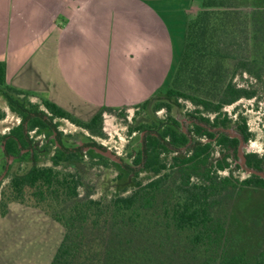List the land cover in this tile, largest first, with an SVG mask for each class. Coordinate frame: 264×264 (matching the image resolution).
<instances>
[{"label":"trees","instance_id":"1","mask_svg":"<svg viewBox=\"0 0 264 264\" xmlns=\"http://www.w3.org/2000/svg\"><path fill=\"white\" fill-rule=\"evenodd\" d=\"M199 1L201 10L187 25L183 52L169 75L170 88L140 107H169L159 98L164 94L167 101L184 98L200 114L220 115L225 105L254 96L255 92L237 87L233 79L238 72L259 78L264 72V0ZM0 96L22 121L10 136L0 135L1 144L6 140L4 154L14 156L19 154V144L26 145L24 124L31 131L47 129L46 118L68 120L102 137L104 115L119 112L120 116L122 111L102 107L83 121L48 99L34 104L30 101L33 93L8 84L3 61ZM4 118L0 108V121ZM135 130L138 127L130 128V132ZM242 131H248L245 122ZM164 134L176 137L172 130ZM219 142L226 145L231 140L222 137ZM159 146L156 139H149L145 168L150 175L145 181H136L126 195L122 189L99 198L93 197L78 167L84 161L76 153L58 149L51 165H41L38 154L33 163L29 154L17 156L15 166L29 164L22 171L15 167L17 171L2 188L1 214H7L11 203L33 200L64 228L50 264H264V210L250 218V208L240 205L243 198L246 202L264 196V179L252 176L239 182L219 177L210 144L199 145L190 157L176 159L171 166L160 159ZM93 157L97 161H92V167L116 166L95 152ZM251 160L260 164L264 158L255 155ZM217 166L226 168V159Z\"/></svg>","mask_w":264,"mask_h":264},{"label":"crops","instance_id":"2","mask_svg":"<svg viewBox=\"0 0 264 264\" xmlns=\"http://www.w3.org/2000/svg\"><path fill=\"white\" fill-rule=\"evenodd\" d=\"M200 10L199 0H0V61L8 84L72 114L141 104L168 85ZM44 263L32 242L0 239V264Z\"/></svg>","mask_w":264,"mask_h":264},{"label":"rangeland","instance_id":"3","mask_svg":"<svg viewBox=\"0 0 264 264\" xmlns=\"http://www.w3.org/2000/svg\"><path fill=\"white\" fill-rule=\"evenodd\" d=\"M253 8L250 4L249 9ZM183 51H175L176 62L180 59ZM233 83L237 87L246 89L248 91L255 92L252 98L243 97L237 102L231 105H225L223 107L222 113L235 118V115L242 116L246 120L247 128L253 137L251 139L250 147L248 150L257 153L258 155L264 154V72L261 77L251 76L248 73L238 72L233 79ZM170 85H166L161 90L163 93L169 89ZM162 101L169 103L172 106V116L179 118L180 121H184L186 113L198 109L197 106L184 98L179 101H167L165 95L161 96ZM30 101L34 104H40V99L30 97ZM152 105H149L147 111L142 108L139 109L140 104L130 105L121 107V115L119 112L107 113L103 118V134L104 136H93L87 130L80 128L79 126L71 123L68 120H58L55 123L58 125V129L63 135L71 136V141L78 142H91V140L98 143L112 152L120 155L126 161H129L126 153L130 152L132 149H139L140 144L143 142L141 140L142 134L140 133H129V126L135 125L138 121L142 119H149L152 117ZM0 108L5 112V118L0 121V133L8 132L11 127L19 124L20 118L13 113L9 107L7 101L0 96ZM40 109L44 108L41 106ZM77 117L83 121H88L95 114V109H77V113L73 112ZM205 115L209 113L204 112ZM212 116V115H211ZM158 118L165 117V112H160L157 115ZM144 136V135H143ZM39 141L44 142V137H38ZM91 139V140H90ZM4 158L0 157V164L4 163ZM10 162V159H9ZM43 165H51L47 158L41 160ZM84 171L86 176V183L88 187L93 189V197L99 198L103 194H109L115 192L114 189H108L112 179L115 177L116 169L112 165L108 167L93 166L92 162L86 160V162H81L78 165ZM142 178L146 177L145 173H142ZM8 180H4L2 187H0V192L2 188L7 184ZM86 191V190H85ZM80 192H84L80 190ZM129 192V191H128ZM126 192L125 195L128 193ZM260 197V196H257ZM33 200H29L27 204L11 203L8 206L12 208V213L9 220L2 219L0 224V239L7 238L16 241H29L33 243V250L39 251L44 254V261L49 260V263L53 259L54 254L58 246L60 245L63 236L64 228L49 217L42 208L36 207ZM246 204L245 208H250L252 212L250 218L253 217V213L258 214L264 210V196L260 198H251L245 202V198L240 203L242 206ZM262 213V212H261ZM1 214V211H0ZM6 214V215H7ZM2 215V214H1ZM6 215H2L3 217ZM246 214L242 215L245 218ZM249 218V219H250ZM10 221V222H9ZM46 264V263H44Z\"/></svg>","mask_w":264,"mask_h":264},{"label":"flooded vegetation","instance_id":"4","mask_svg":"<svg viewBox=\"0 0 264 264\" xmlns=\"http://www.w3.org/2000/svg\"><path fill=\"white\" fill-rule=\"evenodd\" d=\"M179 100L181 99L177 101ZM138 108L147 111L149 106ZM151 110V118L142 119L135 125L129 126V133L134 134L138 132L142 134L141 140L143 141L139 149H132L130 152L126 153L129 161H126V159L112 152L110 149L98 145V143L91 139V142L87 141L82 143L71 141V136L63 135V133L59 131L58 125L55 123L56 120L52 121L49 118H46L48 124L47 129L35 128L34 130L28 131L27 124H24L25 135L27 136L26 145L23 146L19 144L18 147L20 151L17 156L21 157L25 154H29V158L33 163L34 155L38 154V162L43 165L41 160L47 158L51 163V157L54 156L56 150L59 149L66 153H76L85 162L86 160L92 162L97 161V159L93 157L94 152L97 153L94 150L95 147L103 150H110L120 160V162L111 160L116 164V166L112 164L116 171L115 177L112 179L113 181L109 184L107 190L114 189L115 192L122 189H126L128 192L135 185L136 181H145L147 177H149L150 172L147 171L145 165L147 162V145L151 137L159 142L160 146L158 149L160 151V159L168 166H171L176 159L179 160L190 157L194 149L199 145L210 144L213 148L211 155L215 165L214 168L217 169L219 177H232L239 180V182H244L250 180L252 176L260 177L252 173L251 170L264 171V161L258 164L251 160V157L255 155L262 159L264 158V154L258 155L248 150L253 135L250 133L249 129L247 132L242 131L244 122L245 125L247 123L244 117L235 115V118L232 119V117L225 113H221L220 115H205L196 112L194 109V111L185 114L184 121H180L179 118L172 116L171 105L169 107L163 106L161 108H155V104H153ZM160 112H165V117L158 118L157 115H159ZM201 116L208 118L209 121L202 119ZM21 122L20 119L18 125L11 127L7 133H0V135L10 136L11 130L19 126ZM143 125L145 127L141 129ZM131 127H138V130L130 132ZM167 130H172L176 134L175 139H173L171 134H164ZM41 136L44 137V142L36 139ZM222 137L228 138L231 142H226V145L221 144L219 141ZM5 141L6 140H3V143H0V157L4 158L5 161L0 164V187H2L4 180H8L9 182L12 174L17 171L15 167H19V171H22L29 164L28 161H25L20 166H15L17 164V156L4 154ZM224 158L226 159L227 167L221 170L218 168L217 163ZM101 166L105 167L103 165H100V167ZM142 173H145L146 177H140ZM119 177H121V179H119ZM119 180L123 181L120 183Z\"/></svg>","mask_w":264,"mask_h":264},{"label":"water","instance_id":"5","mask_svg":"<svg viewBox=\"0 0 264 264\" xmlns=\"http://www.w3.org/2000/svg\"><path fill=\"white\" fill-rule=\"evenodd\" d=\"M159 98H161V97H159ZM237 136H238V134H237ZM94 150L97 153H99L100 155H102L103 157H107L110 160L115 161V162H120L119 158L115 154H113L110 150H103V149H100L97 147H95ZM251 172L256 174L257 176H260L262 179H264V171L251 170Z\"/></svg>","mask_w":264,"mask_h":264}]
</instances>
